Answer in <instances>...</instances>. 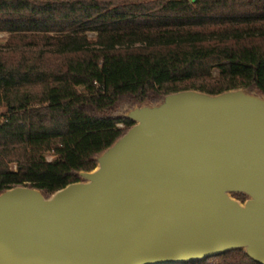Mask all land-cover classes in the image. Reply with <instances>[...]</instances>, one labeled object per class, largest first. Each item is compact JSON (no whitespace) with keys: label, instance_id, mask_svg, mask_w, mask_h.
Here are the masks:
<instances>
[{"label":"trees","instance_id":"trees-1","mask_svg":"<svg viewBox=\"0 0 264 264\" xmlns=\"http://www.w3.org/2000/svg\"><path fill=\"white\" fill-rule=\"evenodd\" d=\"M0 34V194L82 182L135 107L264 96V0H0ZM186 264L257 263L232 251Z\"/></svg>","mask_w":264,"mask_h":264},{"label":"water","instance_id":"water-1","mask_svg":"<svg viewBox=\"0 0 264 264\" xmlns=\"http://www.w3.org/2000/svg\"><path fill=\"white\" fill-rule=\"evenodd\" d=\"M126 118L82 182L0 194V264H264V96L183 91Z\"/></svg>","mask_w":264,"mask_h":264},{"label":"rangeland","instance_id":"rangeland-1","mask_svg":"<svg viewBox=\"0 0 264 264\" xmlns=\"http://www.w3.org/2000/svg\"><path fill=\"white\" fill-rule=\"evenodd\" d=\"M90 37H91V38H94V37H95V34H94V33H90ZM4 38H5V35L0 34V42H1V43H3ZM48 159H49V160H52L53 157H52V156H49ZM15 167H16V166H13V168H15ZM233 198L236 199L237 201L241 202V203H244V202H242L241 200H239L238 198H236V197H234V196H233Z\"/></svg>","mask_w":264,"mask_h":264}]
</instances>
